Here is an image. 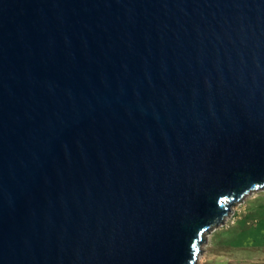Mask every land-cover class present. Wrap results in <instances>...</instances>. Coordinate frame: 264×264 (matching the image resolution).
Returning a JSON list of instances; mask_svg holds the SVG:
<instances>
[{
	"label": "water",
	"instance_id": "water-1",
	"mask_svg": "<svg viewBox=\"0 0 264 264\" xmlns=\"http://www.w3.org/2000/svg\"><path fill=\"white\" fill-rule=\"evenodd\" d=\"M264 189V0H0V264H197Z\"/></svg>",
	"mask_w": 264,
	"mask_h": 264
},
{
	"label": "rangeland",
	"instance_id": "rangeland-1",
	"mask_svg": "<svg viewBox=\"0 0 264 264\" xmlns=\"http://www.w3.org/2000/svg\"><path fill=\"white\" fill-rule=\"evenodd\" d=\"M223 225L206 235L197 264H264V189L232 209Z\"/></svg>",
	"mask_w": 264,
	"mask_h": 264
}]
</instances>
